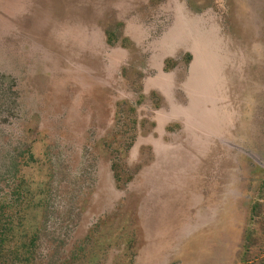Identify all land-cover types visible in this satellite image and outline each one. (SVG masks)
I'll return each mask as SVG.
<instances>
[{
	"label": "rangeland",
	"instance_id": "1",
	"mask_svg": "<svg viewBox=\"0 0 264 264\" xmlns=\"http://www.w3.org/2000/svg\"><path fill=\"white\" fill-rule=\"evenodd\" d=\"M28 213L34 264H264V0H0L11 247Z\"/></svg>",
	"mask_w": 264,
	"mask_h": 264
},
{
	"label": "trees",
	"instance_id": "2",
	"mask_svg": "<svg viewBox=\"0 0 264 264\" xmlns=\"http://www.w3.org/2000/svg\"><path fill=\"white\" fill-rule=\"evenodd\" d=\"M29 216L32 214L22 215L16 225L14 222V245L12 247L9 238L12 237L13 229L0 227V264H34L36 262L37 241L39 240L36 237L30 238L26 231L27 224L25 223L30 224ZM29 226L33 229L31 225ZM62 244L56 243V246L61 247Z\"/></svg>",
	"mask_w": 264,
	"mask_h": 264
}]
</instances>
